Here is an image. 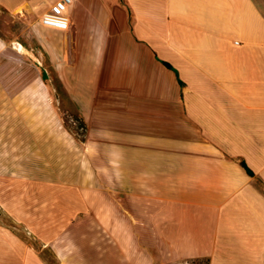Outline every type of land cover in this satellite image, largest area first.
Masks as SVG:
<instances>
[{
	"label": "crops",
	"instance_id": "crops-1",
	"mask_svg": "<svg viewBox=\"0 0 264 264\" xmlns=\"http://www.w3.org/2000/svg\"><path fill=\"white\" fill-rule=\"evenodd\" d=\"M56 1L0 0V210L14 224L0 222V264H126L105 230L124 226L143 229L145 260L264 264V0H73L68 31L40 23ZM28 37L53 49L87 125L78 158L98 166L93 185L67 172L69 134L27 75ZM92 59L101 93L82 90L80 70L72 87ZM115 89L125 106L112 110ZM112 129L110 156L90 134ZM72 195H109L112 218L71 231Z\"/></svg>",
	"mask_w": 264,
	"mask_h": 264
},
{
	"label": "rangeland",
	"instance_id": "rangeland-1",
	"mask_svg": "<svg viewBox=\"0 0 264 264\" xmlns=\"http://www.w3.org/2000/svg\"><path fill=\"white\" fill-rule=\"evenodd\" d=\"M8 27V25H7ZM9 28V27H8ZM57 32V31H55ZM61 33V32H58ZM30 39V37H28ZM46 39H51L53 37H49L48 35H46L45 37ZM28 39V40H29ZM31 40H33V42H31ZM56 40V39H54ZM32 44L33 47V51H31L30 53H26V56L29 58L28 60L33 61V65L30 66L28 69H32V71L30 72L29 70H27V75L29 76L30 74L35 75L36 70L38 72V76L40 78L43 79V83H41L40 86V91L41 92H51L53 91L54 93V99H53V103H54V109H55V123L56 125H62L63 129L65 130L66 134H69V138H70V142H71V160L69 162V164L66 165L67 167V172H69V175L71 177V181L74 182V178L82 176V179L84 181V184L87 183L88 181L91 183V179L89 180V178H92L93 175L91 174L92 171H97V165L91 164V172L88 171V169H86L84 167V165L80 166V162H79V158L78 156L80 155L79 152V145L78 144H82V142H86V132L83 131V128L80 126V122L77 121V119L75 118L78 114H77V109L74 106L73 102L71 99L68 98L67 92L64 89V83L62 81V73L60 67L58 65H56V67L52 66L51 62H48V59L51 57L53 58V49L48 46L47 42H39L36 43V41H34V39H30L29 40ZM30 61V62H31ZM91 61V62H90ZM87 67L85 66H80L79 68H76L75 70L71 69V72H69V74H71V77L74 76V78H72V80L74 81L73 86L72 87H77V85L75 84V81L78 80L79 78V74L80 71L82 74L81 78L83 79V81H85L82 85H83V91L85 92H96L97 93H101L102 89L99 88V86H97L96 84H94V79L97 76V74L95 75L96 69H95V65L92 60H87ZM24 63V62H23ZM32 63V62H31ZM31 63H29L31 65ZM25 64V63H24ZM28 67V66H27ZM78 73H75L77 72ZM74 71V73H73ZM74 74V75H73ZM115 79H117V77H114ZM69 80V79H68ZM113 87V85H112ZM115 87V86H114ZM70 90V88H69ZM113 92L110 93H114V97L117 98L120 102L121 105H115L112 104L111 105V109H118L120 107H124L125 105L123 104V101L121 96L119 95V90L117 91L115 90H111ZM113 96V95H112ZM42 97V96H40ZM117 99L116 102H119ZM50 103V100H48ZM113 102V100L111 101ZM115 102V101H114ZM123 104V105H122ZM39 105H43L42 104V100H39ZM81 117V116H80ZM100 136L99 140L104 141V143H107L108 146L106 145V151L108 153V155L113 156V153L116 151V149L113 146H109L108 142L111 137H113V139H120L119 138V132L117 130H109L106 132H93L90 134V136ZM57 136V135H56ZM108 140V141H107ZM78 143V144H77ZM78 145V146H77ZM84 150V148H82ZM116 168L118 170H120V172L123 174L124 177H126V167L127 165H115ZM82 167V168H81ZM100 167V166H99ZM107 169L110 170V164L106 165ZM100 171V170H99ZM107 172V171H106ZM93 173V172H92ZM96 173V172H95ZM101 173V172H100ZM92 184V183H91ZM93 185V184H92ZM84 187H93V186H89V185H85ZM85 192V191H84ZM87 192V191H86ZM110 199L109 195H107V197L105 196H97V195H92V196H78V195H72L71 196V206H72V212H71V228L73 231V228H77L79 227L81 224V221L85 218V217H92L94 218L95 216H98V218L101 219H111L112 218V212H111V207H110V203L108 202V200ZM84 203V204H83ZM122 203L121 201H119L118 203L114 204L115 209L120 206L119 204ZM83 207V208H81ZM102 208L100 213L98 214L97 210H99V208ZM81 208V209H80ZM125 208V207H124ZM122 209V208H119ZM124 213V212H123ZM98 214V215H97ZM117 214V211L115 210L114 212V216ZM121 214V213H120ZM121 216V215H120ZM124 219V224H126L125 221V217ZM12 221V218L10 217V215L6 212H3L0 210V222H4L7 225H9ZM12 224V223H11ZM14 225V224H12ZM14 228V226H12ZM12 227H8V228H12ZM50 232L56 233L57 229H48ZM59 230V229H58ZM108 237H110L111 235V231H113V233L116 235H118V245L120 248V252H122L124 254V257L126 259H124L126 264H179V261H172V260H158V259H149V260H145L143 259V236H142V231L143 229L140 227H130V226H124V227H119L118 229H111V228H106L105 229ZM14 231L20 232L24 235V237H26L34 246V248H36L39 251H46V249L44 250L43 245L38 242L35 239V234L32 232L31 229L28 228H15ZM75 234V232H74ZM116 235V237H117ZM90 244L93 245L94 243L92 241H90ZM86 245V243H85ZM81 244L79 245V247L77 246L75 239L73 237V234L70 237L69 240V246L67 247V249L69 248L70 251L75 252V251H79L81 249ZM86 247V246H85ZM51 249L48 248L47 251H50ZM88 250V248H87ZM185 262V261H183ZM182 262V263H183ZM188 264H207L206 261H187Z\"/></svg>",
	"mask_w": 264,
	"mask_h": 264
},
{
	"label": "built area",
	"instance_id": "built-area-1",
	"mask_svg": "<svg viewBox=\"0 0 264 264\" xmlns=\"http://www.w3.org/2000/svg\"><path fill=\"white\" fill-rule=\"evenodd\" d=\"M72 4L73 0L56 1L41 17V25L53 30L68 31L70 29V19L68 11Z\"/></svg>",
	"mask_w": 264,
	"mask_h": 264
},
{
	"label": "trees",
	"instance_id": "trees-1",
	"mask_svg": "<svg viewBox=\"0 0 264 264\" xmlns=\"http://www.w3.org/2000/svg\"><path fill=\"white\" fill-rule=\"evenodd\" d=\"M163 64H164V66H166L168 69H172V67H171L169 64L164 63V62H163ZM178 81H179V84L182 86L183 83H182V81H180L179 78H178ZM75 116H76L75 118L77 119V121L80 122V126L83 128V131L86 132V130H87V125H86L84 119H83L82 117H80V115H78V116L75 115Z\"/></svg>",
	"mask_w": 264,
	"mask_h": 264
}]
</instances>
